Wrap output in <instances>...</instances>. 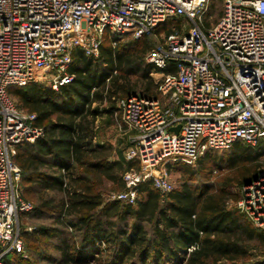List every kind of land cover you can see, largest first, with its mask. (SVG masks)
<instances>
[{
  "label": "built area",
  "instance_id": "2783aa9c",
  "mask_svg": "<svg viewBox=\"0 0 264 264\" xmlns=\"http://www.w3.org/2000/svg\"><path fill=\"white\" fill-rule=\"evenodd\" d=\"M211 1L0 0V264L10 251L24 253L20 214L34 207L21 192L18 146L44 135L9 89L38 79L58 89L73 80V50L98 56L106 33L116 45L128 33L139 38L170 18L183 21L146 55L159 68L152 74L161 97L118 101L133 131L125 157L139 166L111 199L134 203L148 179L166 193L168 163L192 164L209 149L264 137V0H223L220 19L207 25ZM239 208L264 231V169L245 185Z\"/></svg>",
  "mask_w": 264,
  "mask_h": 264
},
{
  "label": "trees",
  "instance_id": "16d2710c",
  "mask_svg": "<svg viewBox=\"0 0 264 264\" xmlns=\"http://www.w3.org/2000/svg\"><path fill=\"white\" fill-rule=\"evenodd\" d=\"M217 2L211 1L207 25L217 23L222 15ZM181 23L182 19L170 18L139 38L128 33L116 45L106 33L98 56L75 48L69 69L73 80L58 89L37 81L10 87L16 105L36 113V124L44 129L35 142L19 145L15 156L22 168L23 197L30 201L29 194L38 193L33 209L20 218L51 220L32 231L21 226L24 247L28 237L40 242L57 239L52 246L58 257L46 252L42 242L32 244L42 262L85 264L95 254L99 259L104 250L106 264H264L254 253L257 247L264 249V231L238 206L230 205L238 199L231 186L251 182L264 167L238 179L230 175L220 184L193 181L207 164H212L205 174L209 178L225 163L235 169L264 157V137L256 145L238 140L225 149H209L192 164L168 163L169 172L180 169L187 175L166 193L149 179L138 185L134 203L108 199L102 189L108 184L124 189L125 172L139 166L137 159L125 157L128 134L114 144L104 139L102 131L121 116L120 99L137 93L161 97L152 77L159 68L147 63L146 55L162 42L160 35ZM36 262L16 251L2 260V264Z\"/></svg>",
  "mask_w": 264,
  "mask_h": 264
},
{
  "label": "rangeland",
  "instance_id": "374dc122",
  "mask_svg": "<svg viewBox=\"0 0 264 264\" xmlns=\"http://www.w3.org/2000/svg\"><path fill=\"white\" fill-rule=\"evenodd\" d=\"M216 6H217L218 11H222V9H223L222 1L219 0V2H217ZM216 18H217V11H215L212 14V19L215 20ZM159 38H161V41H162L163 38L161 35L159 36ZM126 41H129L128 38ZM154 41L157 43V40L154 39ZM155 76L152 74L154 81H155ZM36 81L40 82V83H45L49 86H52L50 81H47V80L38 79ZM13 98L15 99L16 102L20 103L19 96L13 95ZM130 132L131 131L124 125V122H123L121 116H119L118 120H116V122L113 126L102 131V133H104V139H108L109 141H111L114 144H117V140L120 137H125V136H127V134L129 135L127 137L130 141V139H131L130 138V135H131ZM160 166L161 167H159V168L163 169V167L165 165L162 164ZM208 166L212 167V164H207V167H205V169L201 172V174L194 176L195 179L193 181H196L198 183H202L203 181L208 179L212 183L220 184V183H222L223 180L226 181L227 177L230 175L232 177L238 179L239 177H242L243 174H245V173L251 174V173L255 172L257 169H262L264 167V157L261 156L258 160H251V161H247V162H242L239 166L235 167V169L230 168L229 165H227L225 163L224 166L218 172L215 171L209 178H206L207 175H205V174L207 173ZM167 173H168V176H169V178L173 184V187L177 186L178 179H180V177H182L183 175H187L185 173V171L180 170V169L174 170L172 172L168 171ZM245 185L246 184L242 185V184L236 183V184H234V186H231V189H233L234 193L238 196V199L237 200L235 198L232 199L230 202L231 203L230 205H236L239 207V202H240L241 198L243 197ZM102 189H103V191H104V189H106L104 193H105L106 198H108V199H111L110 196L112 195V193L119 191L116 188H114L112 184H108L105 187L102 186ZM37 195H38V193L29 194V197H31L30 201L33 203V205L35 203V197ZM59 196L61 197L62 193H60V194L57 193V197H59ZM42 223L49 224V223H51V220L49 218H46V217L37 219V218H31L28 216H24V217L20 218V226L25 227L28 231L34 230L36 228V225H39ZM25 240H26V242H25L26 243V246H25L26 250L24 251L23 255L25 257H32V258L36 259V261H38V262H36V264H46V263L42 262V260H40L39 251L34 252L32 250V247H31L32 244H39L42 242L43 246L46 247V249H45L46 252L51 253L52 255L58 257V252L52 246V244L57 241L56 238L50 237L48 239V241L42 239L41 242L38 240L32 239V238H29V237L25 238ZM95 247H96V245H95ZM102 247H104V245ZM40 251H41V249H40ZM254 253H255V257H257L258 260L264 261V249L261 250L260 247L259 248L257 247L256 249H254ZM97 255L98 254H95L94 258L88 259V262H86L85 264H106L104 262V250H103V253L101 254V256H99L100 258L98 257L99 259H96Z\"/></svg>",
  "mask_w": 264,
  "mask_h": 264
},
{
  "label": "water",
  "instance_id": "95a60500",
  "mask_svg": "<svg viewBox=\"0 0 264 264\" xmlns=\"http://www.w3.org/2000/svg\"><path fill=\"white\" fill-rule=\"evenodd\" d=\"M180 126H176V127H173L172 129L177 131L179 129Z\"/></svg>",
  "mask_w": 264,
  "mask_h": 264
},
{
  "label": "crops",
  "instance_id": "0c3cea01",
  "mask_svg": "<svg viewBox=\"0 0 264 264\" xmlns=\"http://www.w3.org/2000/svg\"><path fill=\"white\" fill-rule=\"evenodd\" d=\"M130 133H131V135H130V138H131V136H132V134H133V131H131Z\"/></svg>",
  "mask_w": 264,
  "mask_h": 264
}]
</instances>
